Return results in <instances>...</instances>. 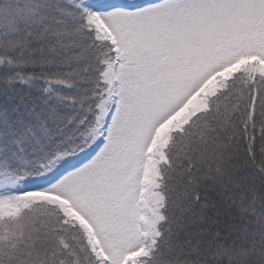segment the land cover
Returning a JSON list of instances; mask_svg holds the SVG:
<instances>
[{
    "label": "snow or ice",
    "instance_id": "6c2138e0",
    "mask_svg": "<svg viewBox=\"0 0 264 264\" xmlns=\"http://www.w3.org/2000/svg\"><path fill=\"white\" fill-rule=\"evenodd\" d=\"M0 264H264V0H0Z\"/></svg>",
    "mask_w": 264,
    "mask_h": 264
}]
</instances>
